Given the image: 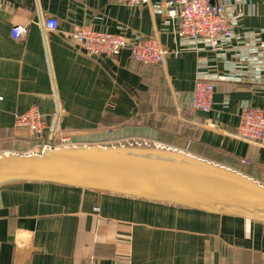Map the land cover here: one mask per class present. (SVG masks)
I'll list each match as a JSON object with an SVG mask.
<instances>
[{"label":"crops","instance_id":"1","mask_svg":"<svg viewBox=\"0 0 264 264\" xmlns=\"http://www.w3.org/2000/svg\"><path fill=\"white\" fill-rule=\"evenodd\" d=\"M167 1L0 0V154H29L64 135L74 139L72 145L113 146L138 138L264 185V146L232 136L242 103L264 113V86L217 81L212 109L195 110V75L201 61L213 59L210 50L190 47L163 65L146 66L128 48L89 55L73 37L85 26L153 36L174 49L178 19L167 15ZM214 1L241 14L237 33L264 31V0ZM47 18L57 20L56 29L44 27ZM16 25H26L27 32L15 39ZM31 106L53 135L37 137L14 126L16 114ZM0 264H264V224L108 192L18 182L0 187Z\"/></svg>","mask_w":264,"mask_h":264},{"label":"water","instance_id":"2","mask_svg":"<svg viewBox=\"0 0 264 264\" xmlns=\"http://www.w3.org/2000/svg\"><path fill=\"white\" fill-rule=\"evenodd\" d=\"M18 182L108 192L264 224V185L167 148L69 145L0 154V187Z\"/></svg>","mask_w":264,"mask_h":264},{"label":"built area","instance_id":"3","mask_svg":"<svg viewBox=\"0 0 264 264\" xmlns=\"http://www.w3.org/2000/svg\"><path fill=\"white\" fill-rule=\"evenodd\" d=\"M116 2L136 6L142 0H115ZM169 18L178 19L177 34L179 46L169 49L153 36L137 33L110 32L89 27H78L73 37L89 55H116L128 48L137 62L146 65H163L168 57L178 56L187 48L210 50L211 61H201L195 75L194 87L190 98V107L208 112L213 106L215 83L220 80L240 82L249 80L264 86V31L247 30L237 33L240 13L225 2L214 0H169L166 3ZM159 8V6L156 7ZM43 25L46 29H56L58 22L47 18ZM26 25L12 28L13 38L26 34ZM215 59V60H214ZM221 64V69H219ZM54 102L56 98L53 95ZM14 126L24 128L31 135L54 134L53 127L47 124L37 106L16 114ZM48 136V135H47ZM233 137L264 146V113L262 109L249 103H242L238 110V122ZM67 138L60 136L59 140ZM119 145L161 148L158 144L145 139L131 138ZM50 142L39 144L29 154L40 153L45 149H54ZM241 161L248 163L244 158ZM264 175V170H263Z\"/></svg>","mask_w":264,"mask_h":264},{"label":"rangeland","instance_id":"4","mask_svg":"<svg viewBox=\"0 0 264 264\" xmlns=\"http://www.w3.org/2000/svg\"><path fill=\"white\" fill-rule=\"evenodd\" d=\"M41 135H42V136H45V134H39V135H33V136L40 137ZM64 136L67 138L66 140L61 141V140L58 139V140H56V141L53 142L55 148L72 145V141H73L74 139H73V138H70V137L67 136V135H64ZM46 138H48L47 135H46ZM130 139H131V138H130ZM122 140H123V141H126V140H128V139H119V140H117L116 143L119 144L120 142H122ZM29 152H30V151H29Z\"/></svg>","mask_w":264,"mask_h":264},{"label":"trees","instance_id":"5","mask_svg":"<svg viewBox=\"0 0 264 264\" xmlns=\"http://www.w3.org/2000/svg\"><path fill=\"white\" fill-rule=\"evenodd\" d=\"M41 136H42V135H41ZM41 136H40V137H41Z\"/></svg>","mask_w":264,"mask_h":264}]
</instances>
